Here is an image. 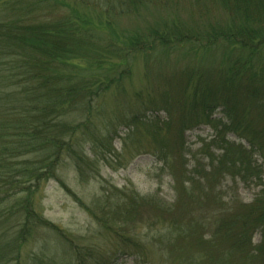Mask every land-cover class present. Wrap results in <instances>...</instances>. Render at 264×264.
<instances>
[{"label":"trees","instance_id":"16d2710c","mask_svg":"<svg viewBox=\"0 0 264 264\" xmlns=\"http://www.w3.org/2000/svg\"><path fill=\"white\" fill-rule=\"evenodd\" d=\"M187 1L188 7L199 10L206 0ZM211 1L230 16L227 23L207 24L200 18L199 25L192 26L178 22L169 28L160 23L162 26L145 32L134 28L120 35L109 30L110 35L100 43L101 27L98 30L65 0H0V264H58L56 253H43V249L22 259L23 245L34 240L41 230L54 232L61 240L60 246H69L62 254L71 264L110 263V255L96 253L95 247L78 248L74 239L44 219L35 207L36 194L42 185L57 179L63 157L74 162L82 181L84 176L86 179L85 170L91 169L97 159L93 161L84 154V143L90 145L94 157L101 155L105 159L102 154L112 152L116 128L107 125L102 132L93 128V103L110 85L130 74L128 58L136 54L147 56V51L156 48L164 55L181 50L183 58L193 64L182 73L187 76L184 92L161 90L159 97H147L142 103L147 101L150 110L168 111L183 100L186 111L181 112L184 121L176 133L177 142H181L184 127L206 121L215 129L222 153L211 172L202 169L196 179L181 169L176 182L183 188L176 203L184 206L186 217L163 218L173 230L152 243L173 258L174 251H184L179 241L191 238L196 229L208 223L209 231H201L198 240L215 253L184 251L176 259L164 260L146 254L144 244L133 242L131 230L125 226L135 222L133 217L146 208L157 211L158 217L170 212L154 196L146 200L132 190L128 194L126 189L111 188V192L96 200L95 212L87 210L107 235L117 239L118 252H141L146 263L264 264V185L249 203H242L238 197L222 202V194L211 185L225 174L254 177L261 185V167L253 157L258 155L264 163V0ZM167 2L93 3L110 17L137 16L153 5L162 10L175 5L172 8L180 13L177 4ZM104 24L99 21L100 26ZM207 54L213 56L209 66L203 64ZM218 58L216 66L214 60ZM188 88L191 93H186ZM122 107L125 112L116 115V121L144 130V123L150 121L145 124L154 127L149 131L156 141L152 152L159 162L169 165L173 157L181 160L178 148L182 143L171 146V139L159 137V122L142 117L144 112L136 113L131 110L132 105L129 109ZM218 107L222 108V117L213 119ZM78 117L85 118L77 121ZM228 133L246 141L248 147L229 142ZM201 178L206 179L207 188ZM184 183L190 186L186 188ZM208 197L214 204L207 210L204 206ZM255 233L260 235L257 243L252 242Z\"/></svg>","mask_w":264,"mask_h":264},{"label":"rangeland","instance_id":"374dc122","mask_svg":"<svg viewBox=\"0 0 264 264\" xmlns=\"http://www.w3.org/2000/svg\"><path fill=\"white\" fill-rule=\"evenodd\" d=\"M98 1L88 0L89 3L87 4L82 0H65V3L80 15L90 19L98 30L101 27L100 34L103 36V40L100 43L104 42L112 30L120 35L134 28H139L142 32H145L147 29L159 26L160 23L167 24L169 28L173 23L178 22L182 26H192L199 25L200 18L207 24L222 25L227 23L230 18L217 3L211 0L203 2L198 7L199 10L188 7L187 0H167L170 5L173 3L178 5L179 14L174 9L176 8L175 5L172 6L174 8L166 7L163 10L153 5L144 9L137 16L120 15L116 17L107 16L106 12L101 13L93 3ZM101 20L105 22L102 26L99 25ZM107 21H109V25H106ZM200 25L204 27V24ZM147 52V56L136 54L128 58L130 74L122 81L110 85L106 93L93 103L90 115L93 128L100 132L107 125L109 128H116L115 136L112 139V152L102 154L106 155L105 159H102L101 155L98 156L99 158L94 157L90 145L84 143V154L93 161L95 158L97 159L91 169L85 170L86 179L84 176L82 181L78 176L74 162L67 157H63L56 172L57 179L49 180L41 186L40 191L36 194L35 207L41 212L44 219L57 225L66 235L74 239V244L78 248L95 247L99 250H96V253L101 252L110 255L109 264H151L146 263L140 257L141 252L132 251V254L127 255L118 252L120 247L117 239L107 235L87 210L91 209L95 212L96 200L99 201L103 195L105 196L108 192H111V188L126 189L128 194L132 190L143 199L154 196L158 199L157 201L162 208L170 211L158 217L157 211L146 208L133 217L135 222L125 225L126 229L131 230L129 236L134 240L133 242L144 244L143 251L146 254L155 258L173 260L180 257L184 251L204 250L205 254L215 253V250L209 249L207 244H202L198 240L201 231L206 234L209 231L208 223L204 224L207 228L200 226L196 229L191 238L179 241L184 251H174L175 257L173 258H170L166 252L163 253L159 250L158 245L152 243L159 236L168 235L173 230V226L162 221L163 218L180 220L186 217L184 206L178 207L176 203L180 189L183 188L176 182V179L180 178L181 169L183 168L186 171V176L196 179L202 169L211 172L212 166L217 164L222 151L220 150V144L216 141L219 139L215 129L211 123L206 121L184 127L182 137L179 140L181 142H177L176 133L180 131L182 121H184L181 113L185 110L183 100L180 103L177 102L178 105L177 103L172 105L174 108L168 111L150 110L147 101L142 103V100H147V97L157 96L161 90L171 92L175 90L176 93L184 92L187 76L185 77V74L182 73L187 67L190 68L188 65L193 64V61L183 58L181 50H172L165 55L162 50L158 51L157 48ZM215 55L219 56L218 54ZM212 62L213 56L210 55L203 64L209 66ZM219 62V58L215 59L214 65L219 64ZM186 93H191L190 88L187 89ZM121 105L126 109H129L128 107L132 105L131 110H136V113L144 112V116L141 114L142 117L159 122L158 128L161 131L159 137L167 136L172 141L171 146L176 147L182 143V147H177L178 154H181V160L178 157H173L169 165L168 163L159 162L152 152L156 141L151 137L150 133L152 132L149 130H152L150 127L153 126L145 124L150 121L144 123L145 130L138 127L133 129L125 122L116 121L115 116L125 112ZM221 109V107L214 109L213 119L222 117ZM84 118L78 117L77 121ZM165 125L168 126L165 127L166 129L163 128ZM257 127H260V125H257ZM226 138L229 142L248 147L246 141L238 139L235 134L228 133ZM253 158L255 163L261 167V185L259 184L260 181L254 177L244 178L225 174L220 181L217 178L211 183L215 191L222 194V202L238 197L242 203H249L262 188V184L264 185V163L258 155ZM200 182L206 188L208 187L206 179L201 178ZM183 186L188 188L190 184L184 183ZM213 204L211 197H208L204 208L208 210L207 206L212 208ZM122 228L124 229V227ZM53 234L54 232L38 231L34 240L23 245L22 259L30 252H40V249H43V253L46 252L50 255L56 253L55 259L58 264H71L70 260L62 254V252L68 250L69 246L62 243L63 246H60V238ZM208 237L209 235L205 236V238ZM259 239V233H255L252 242L257 243ZM184 256H186L185 253ZM88 263L90 262L86 264ZM44 264L55 263L45 262Z\"/></svg>","mask_w":264,"mask_h":264}]
</instances>
